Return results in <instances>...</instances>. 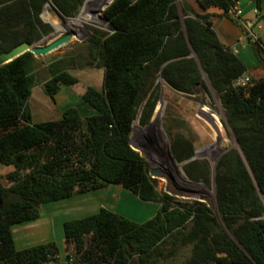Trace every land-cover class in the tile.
Listing matches in <instances>:
<instances>
[{"label": "trees", "instance_id": "trees-1", "mask_svg": "<svg viewBox=\"0 0 264 264\" xmlns=\"http://www.w3.org/2000/svg\"><path fill=\"white\" fill-rule=\"evenodd\" d=\"M50 1L63 17L75 16L85 0H0V52L33 43L53 27L41 18ZM200 9L230 13L238 0H191ZM257 10L262 0H253ZM211 13L197 12L189 0H113L103 11L107 32L87 39L89 55L103 68L102 87L88 86L82 99L94 109L82 116L68 107L55 120L32 122L28 99L35 84L36 57L25 52L0 67V164L11 166L9 185L0 177V264H48L57 261L54 241L16 249L12 227L39 217L44 203L119 185L156 213L136 222L100 207L63 223L65 243L73 246L65 264H155L165 243L191 245L180 264H264V76L234 81L248 67L224 45ZM264 70L263 49L246 33ZM48 65L45 93L54 99L61 85L78 79L60 65ZM176 91L193 94L204 77L219 96L235 141L217 160L215 199L220 216L204 202L174 205L158 193L143 156L131 147L133 121L156 74ZM157 98L151 90L139 122L150 120ZM177 139L171 150L178 159ZM186 166V172H189ZM187 230L184 231L186 226Z\"/></svg>", "mask_w": 264, "mask_h": 264}, {"label": "rangeland", "instance_id": "rangeland-1", "mask_svg": "<svg viewBox=\"0 0 264 264\" xmlns=\"http://www.w3.org/2000/svg\"><path fill=\"white\" fill-rule=\"evenodd\" d=\"M89 1L86 0L83 3L75 16L69 17H77L83 9L87 10ZM45 4L49 5L51 12L58 18L56 24L58 28L52 24L53 30L49 38H54L68 32L66 27L69 17H63L58 14L50 1ZM40 16L45 22L51 23L44 17V8ZM101 19V24L86 22L83 23L82 28H73L72 37L64 45L48 54L35 56L36 61L33 69L35 84L28 99L33 123L55 120L61 116L60 112L68 107L77 108L82 116L90 115L82 106V104H88L82 99L80 92L88 86L98 89L102 87L104 70L99 66L97 60H93L89 55L87 46V39L95 30L108 31L107 22L102 17V13ZM60 27L62 28L60 29ZM46 42L47 39H44L41 44H45ZM57 60H61L60 65L78 79L77 84L72 87L64 85V87L68 86L67 89H72L74 92L69 94L61 90L63 99L61 102H57V99L55 100L48 96L43 89V83L49 77L48 66L46 64ZM153 89L157 93L154 110L148 123L141 125L139 122L140 114ZM160 100L163 101V105L160 104ZM79 103H82L81 106ZM200 105L205 106L209 111L207 113L204 112L205 110L202 111V108H199ZM216 117L219 118L221 126L217 123ZM177 139L183 141L177 147V150H181L182 148L181 152L178 151L179 155L185 154L187 152L186 147L190 146L192 150L191 155L196 156L194 160L185 163L184 160L186 158L178 159L174 156L171 146L174 142L177 145ZM130 144L137 148L147 162L149 169H159L161 171L162 175L160 177H153L158 193L167 192L173 195L175 197L173 201L174 205H187L195 200L204 202L212 209L218 220H220L215 199V167L218 158L227 150L236 148L237 143L226 122L219 96L208 85L205 77L204 84L199 85L193 94H186L168 86L160 74L157 73L151 89L143 96V100L138 107L137 116L133 121ZM207 144L210 145L203 148ZM195 151H197L196 154L194 153ZM188 165L189 172L187 173L186 166ZM12 169L13 167L11 166L7 167L0 164L1 181L6 186L9 185L7 174ZM150 175L153 176L152 174ZM106 193L112 194V197H117V209H115L114 203L111 202V204L103 198L107 195ZM83 197H85V200H81ZM81 203H85L83 210L81 209L79 213L67 216V211H72V209L66 208H75ZM102 206L133 221L142 222L152 217L159 205L156 202L143 201L119 185L109 184L101 190H94L88 192L86 195L74 194L70 200L65 201L62 199L44 203L40 206V217H44L45 214H53L52 217L55 219L66 216L67 218L71 216L80 218L95 212ZM188 226H186L184 231L187 230ZM53 229L50 237L45 232L36 236L28 233L22 237L23 243L36 245L41 244L45 240H54L62 250V256L64 255L62 258L65 263L64 253L66 251V254H71L74 250L73 246L63 241V229L62 225H59L58 220L55 222ZM16 231L18 230H15V234ZM44 237L47 238L44 240ZM159 250L161 254L158 255L155 264H180L189 256L191 245L173 246L171 243H165Z\"/></svg>", "mask_w": 264, "mask_h": 264}, {"label": "crops", "instance_id": "crops-1", "mask_svg": "<svg viewBox=\"0 0 264 264\" xmlns=\"http://www.w3.org/2000/svg\"><path fill=\"white\" fill-rule=\"evenodd\" d=\"M189 2L191 3L193 8L197 12H199V13H211L213 15L211 17L212 26H213L214 30L217 32V35H218L220 41L224 45L229 46L232 50H234V53L236 55H238L239 58L243 61V63L248 67V69L246 70V73L249 75V77H253L255 79L263 77L264 76V70L259 63L250 42L246 38V36H247L246 33L248 32V34L253 37V40L256 39L259 41L260 46L263 49V58H264V0L261 1V5H260L259 10H257L255 2L253 0H238L236 2V4L230 10L231 14H232V11H234V12L239 11L240 12L238 14L239 20H237V22L232 20L231 18L223 16L222 10L218 7H209L206 10H202V9H200V7L195 2L192 3L191 0H189ZM233 18H235V17L233 16ZM48 64L49 63H47L46 65L48 66ZM72 86H69V87H72ZM64 88H66V89H64ZM67 88H68V86H66V87H64V85L60 86L59 90L54 95V99L55 100L57 99V102L63 101L61 90H64L65 92H68L69 94L74 92V91H72V89H67ZM83 91H84V88H83V90H81L80 95H82ZM79 104L81 106L82 103H79ZM82 106L85 109V111L90 113V115H92L94 113V111H93L94 109H92V107L90 105H83L82 104ZM61 113H62V111L60 112V115H61ZM105 187L96 189L95 191L101 190ZM110 190L113 191L112 189H110ZM91 191H94V190H91ZM91 191H87L84 193H77V194H85L86 195L88 192H91ZM106 194L107 195L103 198L105 200L109 201L110 203L111 202L114 203L115 204L114 207H115V209H117V206H118L117 197H115V196L112 197V194H110V193L109 194L106 193ZM109 195H111V196H109ZM72 197H73V195L68 197V198H65L63 200H65V201L70 200ZM60 200H62V199H60ZM81 200H85V197H83ZM84 206H85V203H81L80 205H77L75 208H69V207L66 208V209H72V211L71 210L67 211L68 212L67 216H69V214L79 213V211L81 209L83 210L85 208ZM75 210H78V211L75 212ZM95 212H93V213H95ZM40 215H41V213H39V217L36 218L35 220H31L28 222L17 224V225L12 227V235H13V240H14V244H15L16 249H23L26 247L33 246L30 244L23 243L24 240L22 237L24 235H27L29 233L30 235L36 236V235H40V234L45 232L46 235L48 234L50 237L51 232H53L52 230L55 229V228L53 229V227L55 226V222L57 220L59 221V225H62V229H63V223L65 221H67L69 219L77 218L76 216H73L74 217L73 218L70 215L71 217H68V218L66 216V217H61L60 219H58V218L55 219L54 217H52L53 214H45V216L41 218ZM83 215H85V214H83ZM16 229L18 231H16V234H15ZM13 231H14V233H13ZM46 235H44V236H46ZM41 237H43V236H41ZM46 238L47 237H44V240ZM62 238H63V241L65 242L64 235ZM48 241H54V240H45L42 243H45ZM63 245H64V243H63ZM57 246L59 249V255H58L57 261L51 262L48 264H65L64 259L62 258L64 256V255L62 256V254H63L62 250H61L59 245H57ZM64 254L66 256V251Z\"/></svg>", "mask_w": 264, "mask_h": 264}, {"label": "water", "instance_id": "water-1", "mask_svg": "<svg viewBox=\"0 0 264 264\" xmlns=\"http://www.w3.org/2000/svg\"><path fill=\"white\" fill-rule=\"evenodd\" d=\"M112 1L113 0H110L109 2H107L105 4L104 9ZM45 5L46 4H44L43 8L45 7ZM105 22H107V21L105 20ZM50 24L52 25V23H50ZM72 34H73L72 31H68V32H66L60 36L54 37V38H49V35H50L49 34V35L42 37L40 40H38L36 42H33V43L22 42V43L16 45L15 47H13L12 49H10L8 51L0 52V67L4 64H7V63L11 62L12 60L16 59L17 57H19L20 55H22L25 52H31L34 56L48 54V53L52 52L53 50L64 45L72 37ZM44 39H47V42L45 44H41L42 40H44ZM160 104L163 105V101L160 100ZM200 107H201V105L199 106V108ZM131 147L134 150L138 151L136 147H134L132 145H131ZM236 149H238L239 153L242 155L238 145H237ZM195 157H196L195 155L188 157L184 160V162L185 163L190 162V161L194 160ZM149 173L153 175L152 177H160L162 175V173L159 169H149ZM259 194H260L262 200L264 201L262 194L260 192H259Z\"/></svg>", "mask_w": 264, "mask_h": 264}, {"label": "bare ground", "instance_id": "bare-ground-1", "mask_svg": "<svg viewBox=\"0 0 264 264\" xmlns=\"http://www.w3.org/2000/svg\"><path fill=\"white\" fill-rule=\"evenodd\" d=\"M110 0H90L87 10H82L77 17H69L67 19V27L68 31L73 32V28L79 29L83 27V23L91 22L94 24H101V13L105 7V4ZM44 17L48 19L53 25L58 28L57 21L58 18L51 12L48 4L44 7ZM60 23V22H59ZM96 27V26H95ZM62 27H60L61 29ZM85 29V27H84ZM205 108V106H201ZM214 114V113H213ZM216 121L221 126L219 118L216 117Z\"/></svg>", "mask_w": 264, "mask_h": 264}, {"label": "built area", "instance_id": "built-area-1", "mask_svg": "<svg viewBox=\"0 0 264 264\" xmlns=\"http://www.w3.org/2000/svg\"><path fill=\"white\" fill-rule=\"evenodd\" d=\"M231 12V11H230ZM240 12L239 11H236V12H234V11H232V15L237 19V20H239V18H238V14H239ZM233 52H234V50H233ZM249 83V75L247 74V73H244V74H242L241 76H239L237 79H235V81H234V84L235 85H246V84H248Z\"/></svg>", "mask_w": 264, "mask_h": 264}, {"label": "flooded vegetation", "instance_id": "flooded-vegetation-1", "mask_svg": "<svg viewBox=\"0 0 264 264\" xmlns=\"http://www.w3.org/2000/svg\"><path fill=\"white\" fill-rule=\"evenodd\" d=\"M201 108H202V107H201ZM201 110H202V111H204V110H205L204 112H206V113L209 111V109H207V108H202ZM208 145H210V144H207V145H206V146H204L203 148H206ZM201 149H202V148H201ZM199 150H200V149H199ZM199 150H198V151H199ZM194 153L196 154V153H197V151H195ZM191 156H193V155H191ZM198 156H203V155H198Z\"/></svg>", "mask_w": 264, "mask_h": 264}]
</instances>
